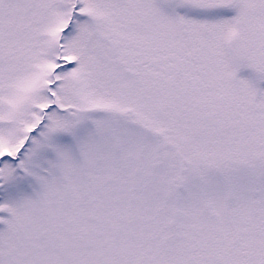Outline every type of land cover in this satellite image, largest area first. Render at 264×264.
I'll return each instance as SVG.
<instances>
[{"label":"snow or ice","instance_id":"obj_1","mask_svg":"<svg viewBox=\"0 0 264 264\" xmlns=\"http://www.w3.org/2000/svg\"><path fill=\"white\" fill-rule=\"evenodd\" d=\"M0 264H264V0H0Z\"/></svg>","mask_w":264,"mask_h":264}]
</instances>
